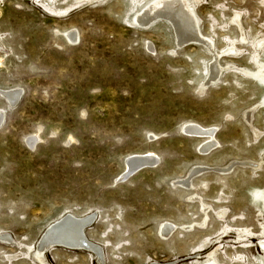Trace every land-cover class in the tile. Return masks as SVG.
I'll use <instances>...</instances> for the list:
<instances>
[{
  "label": "rangeland",
  "instance_id": "obj_1",
  "mask_svg": "<svg viewBox=\"0 0 264 264\" xmlns=\"http://www.w3.org/2000/svg\"><path fill=\"white\" fill-rule=\"evenodd\" d=\"M149 1L0 0V264H264V0H195L209 47L136 26ZM67 215L100 259L55 245L40 263Z\"/></svg>",
  "mask_w": 264,
  "mask_h": 264
},
{
  "label": "bare ground",
  "instance_id": "obj_2",
  "mask_svg": "<svg viewBox=\"0 0 264 264\" xmlns=\"http://www.w3.org/2000/svg\"><path fill=\"white\" fill-rule=\"evenodd\" d=\"M195 6H196L195 0H152V1H149L148 4L143 5L138 9L132 21L134 22L136 26L141 27L143 29L148 28L150 25H152V23L156 21L166 22L172 27L178 46H181L189 42L190 43L194 42V43H200V44H203L204 46L209 47L210 37H208L207 39L200 32L199 18L196 14ZM72 32H69L66 34V38L71 42L75 41L76 39L75 33H72ZM220 70L221 68L217 66L216 63L211 65L210 75L208 77L207 82L210 81L212 83L214 80H216L220 73ZM7 93H10L9 94L10 103H15L19 96L18 92L11 91ZM4 95L7 96V94H4ZM1 119H2V116L0 114V123H1ZM185 129L187 130V132L195 133L198 135H202V134L206 135L207 141L205 142L204 150L210 149L215 144L213 140V136H212L213 135L212 129H206L196 124L188 125L187 128ZM156 161H157V158L152 153H145V154L129 156L126 159V162H125L126 167L122 175L127 174V172L131 169V167L138 166L140 163L145 162V163L154 164L156 163ZM183 184L187 185V180H185ZM88 221H89L88 218H84V217L77 218L73 215H67L61 218L60 220L54 222L53 224L49 225L45 233L42 235L41 240H39L40 242L37 248H35V251H34L35 258L40 263H44L45 262L44 261L45 250L51 246H55L54 244H59L62 246L67 245V247L70 246V247L86 249L90 251L92 250L97 253L98 258L100 259V252L97 249V247L89 245L84 236V226L88 223ZM173 229L174 227L172 225L164 224L160 228V234L167 236L173 231ZM4 236L7 237V235H1V237H4ZM261 246L264 248V242L261 243ZM203 264H219V263H216L213 260L212 261L206 260Z\"/></svg>",
  "mask_w": 264,
  "mask_h": 264
},
{
  "label": "water",
  "instance_id": "obj_3",
  "mask_svg": "<svg viewBox=\"0 0 264 264\" xmlns=\"http://www.w3.org/2000/svg\"><path fill=\"white\" fill-rule=\"evenodd\" d=\"M13 104H15V103H11V105H13ZM151 165H153V163H145V162H143V163H140L138 166L131 167V169L127 172V174H124V175L121 176V179L127 178L128 176H130L131 174H133L136 171L140 170L141 168L146 167V166H151ZM54 245H59V244H54Z\"/></svg>",
  "mask_w": 264,
  "mask_h": 264
}]
</instances>
